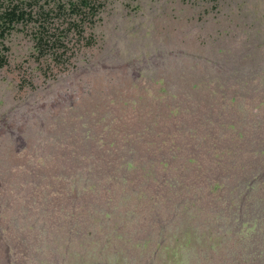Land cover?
Returning <instances> with one entry per match:
<instances>
[{
    "label": "rangeland",
    "instance_id": "1",
    "mask_svg": "<svg viewBox=\"0 0 264 264\" xmlns=\"http://www.w3.org/2000/svg\"><path fill=\"white\" fill-rule=\"evenodd\" d=\"M11 7L0 264H264V0Z\"/></svg>",
    "mask_w": 264,
    "mask_h": 264
},
{
    "label": "trees",
    "instance_id": "2",
    "mask_svg": "<svg viewBox=\"0 0 264 264\" xmlns=\"http://www.w3.org/2000/svg\"><path fill=\"white\" fill-rule=\"evenodd\" d=\"M80 2H81V4L82 5H86V4H88V2H89V0H80ZM24 17V13L22 12V11H18L17 10V8H14V7H11L10 9H8V10H6L1 16H0V38L1 37H3L4 36V34H5V32L11 27V24L15 21V20H20V19H22ZM2 49L3 50H5L6 49V47H2ZM1 51L2 50H0V67L4 64V62H5V58H4V55L3 54H1ZM230 127H232V125L230 126ZM194 130V129H193ZM194 132V131H193ZM239 137H241V135L239 134ZM213 145L215 146V147H218L217 145H219V144H217L216 142L214 143L213 142ZM226 149H227V152H232V148L230 147V146H226L225 147ZM207 149H210V148H207ZM213 152H215V151H207V155H208V158H209V160H210V162H211V164L212 165H217L218 164V162L220 161V160H217V157H219V156H217L216 154H214ZM222 152H223V150H222ZM261 154H263V153H261ZM261 154L259 155V156H261ZM244 154H241V157H239V156H237V158L240 160H243L244 159V156H243ZM229 163H232V165H233V163H234V160H233V158H231V156L229 155ZM238 160V162H237V164H236V166L234 167L233 166V168H235V171L236 172H244V171H246L248 168L247 167H244V163H240V161ZM192 161V158H189L188 159V162H191ZM232 168H230V170H231ZM237 169H240L239 171L237 170ZM250 179H252V178H250ZM249 179V180H250Z\"/></svg>",
    "mask_w": 264,
    "mask_h": 264
}]
</instances>
